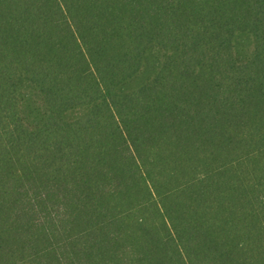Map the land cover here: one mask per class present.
Wrapping results in <instances>:
<instances>
[{"label":"trees","instance_id":"1","mask_svg":"<svg viewBox=\"0 0 264 264\" xmlns=\"http://www.w3.org/2000/svg\"><path fill=\"white\" fill-rule=\"evenodd\" d=\"M0 264H264V0H0Z\"/></svg>","mask_w":264,"mask_h":264}]
</instances>
